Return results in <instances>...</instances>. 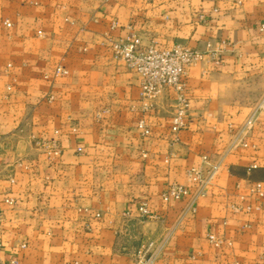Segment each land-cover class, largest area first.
<instances>
[{
  "label": "crops",
  "instance_id": "1",
  "mask_svg": "<svg viewBox=\"0 0 264 264\" xmlns=\"http://www.w3.org/2000/svg\"><path fill=\"white\" fill-rule=\"evenodd\" d=\"M262 28L264 0H0V264H136L149 243L162 245L155 264H264V200L247 190L264 183ZM130 33L144 45L230 44L219 66L188 68L191 122L175 143L172 90L144 116L151 134L137 129L139 78L110 50ZM203 155L221 165L199 195L185 173ZM174 183L189 196L165 204ZM240 196L260 209L234 211ZM140 203L153 218H139Z\"/></svg>",
  "mask_w": 264,
  "mask_h": 264
},
{
  "label": "built area",
  "instance_id": "2",
  "mask_svg": "<svg viewBox=\"0 0 264 264\" xmlns=\"http://www.w3.org/2000/svg\"><path fill=\"white\" fill-rule=\"evenodd\" d=\"M7 29L12 27L9 21L4 22ZM111 31L121 28L113 21L109 26ZM131 30V25L124 27ZM261 30H264L262 28ZM40 36L41 33L39 32ZM230 44L225 41H219L216 44L207 43L203 51L190 49L180 44H173L169 47L160 46L151 42L144 45L140 36L130 33L126 38L111 42L110 50L113 58L122 60L127 67L134 72L140 81V95L142 100L143 116L137 122V129L143 137L151 134L149 125L144 116L151 113L154 108V102L164 90H172L175 93V109L169 120V132L172 143L177 141V134L188 128L190 125V102L186 93L187 87V70L189 67L208 60L213 66L221 64L222 57ZM67 74L63 67H57L54 70L55 77H62ZM10 90V88H8ZM254 117L251 116L240 129V135L247 133L253 126ZM238 141V139L236 140ZM45 149L49 159H55L60 156V149L52 142L38 143ZM242 147L246 144L240 142ZM255 149V146H252ZM2 157L0 155V166ZM221 161L211 162L208 156H201L200 163L196 166L189 167L185 176L189 186L197 187L199 195H203V189L210 186L217 177L220 170ZM255 166L247 168L249 173ZM250 196L256 201L264 200V183H252L247 188ZM189 196L188 188L179 184H170L164 188L161 193V201L168 204L172 201L185 200ZM241 205L233 206L234 211L250 212L252 209L259 210V205L253 207L246 202V198L240 196ZM7 204H13L12 200H6ZM137 213L141 220L153 218L146 203H140L137 207ZM128 215V214H127ZM207 241L215 249H221L223 246L230 247L231 243L219 238L215 234H208ZM162 245L149 243L146 247L141 248L136 254V264H155ZM1 252V245H0ZM9 264H20L14 260Z\"/></svg>",
  "mask_w": 264,
  "mask_h": 264
}]
</instances>
